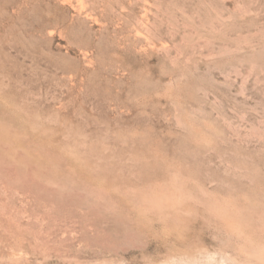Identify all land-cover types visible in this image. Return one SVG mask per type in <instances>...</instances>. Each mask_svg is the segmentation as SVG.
Masks as SVG:
<instances>
[{"label":"rangeland","instance_id":"obj_1","mask_svg":"<svg viewBox=\"0 0 264 264\" xmlns=\"http://www.w3.org/2000/svg\"><path fill=\"white\" fill-rule=\"evenodd\" d=\"M0 264H264V0H0Z\"/></svg>","mask_w":264,"mask_h":264},{"label":"bare ground","instance_id":"obj_2","mask_svg":"<svg viewBox=\"0 0 264 264\" xmlns=\"http://www.w3.org/2000/svg\"><path fill=\"white\" fill-rule=\"evenodd\" d=\"M236 218V217H235ZM221 223V222H220ZM244 228V227H243ZM238 234V233H237ZM250 237V236H249ZM250 240V239H249ZM256 243V242H255ZM254 245V244H253Z\"/></svg>","mask_w":264,"mask_h":264}]
</instances>
